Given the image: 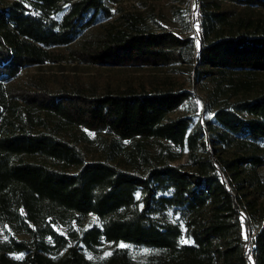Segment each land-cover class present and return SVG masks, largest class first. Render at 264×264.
<instances>
[{
	"label": "trees",
	"instance_id": "1",
	"mask_svg": "<svg viewBox=\"0 0 264 264\" xmlns=\"http://www.w3.org/2000/svg\"><path fill=\"white\" fill-rule=\"evenodd\" d=\"M149 1L0 0V264H264V0H195L197 40ZM56 64L112 83L28 74ZM162 72L207 80L211 120L170 119Z\"/></svg>",
	"mask_w": 264,
	"mask_h": 264
},
{
	"label": "rangeland",
	"instance_id": "2",
	"mask_svg": "<svg viewBox=\"0 0 264 264\" xmlns=\"http://www.w3.org/2000/svg\"><path fill=\"white\" fill-rule=\"evenodd\" d=\"M148 4L153 6L155 9V18L159 22L160 25L172 30L177 34H184L186 29V24L188 25L189 31L188 35L194 37V40H197V34L199 31L198 24V6L195 4V0H155L149 1ZM139 4L137 2H125L122 4L123 8L133 9L138 7ZM188 22V23H187ZM147 23L157 28L155 24H153L150 19H147ZM61 68H63L61 70ZM97 67L95 66H87L82 64H60V65H52V66H44L41 70L37 71L36 69H31L28 74L36 75L41 73H46L52 76H65L69 80L79 79L83 85L88 84H96L99 89H102L107 82H111L109 79L110 74L100 69L97 72ZM118 73L116 76V81L122 83L123 78L126 77L125 74ZM157 73L160 76H170L173 79H176L178 83L183 85V88L191 93L192 97L190 101H187L183 106H181L177 111L172 113L169 118L176 119L178 117L184 116H193L194 121L198 122L202 121H210L212 118V111H207L206 104L208 103L207 92L210 87L207 84V80L205 82L196 83L192 73H171V74H163ZM148 74V72H145ZM142 76L143 72H131L130 76ZM115 83V82H113ZM78 135L74 140L80 143V146L87 153V157L90 158L93 153H97L98 146L97 141L92 135H86L88 140H84V137L81 136V133L76 132ZM154 150V149H152ZM224 156H228L229 153L224 152ZM187 162V157L184 155L179 161L174 162V164H183ZM262 171L259 170V174ZM5 232L0 231V241L5 239ZM111 249H106L104 253L99 256H91L87 255L86 258L93 259L94 262H98L103 256L107 255ZM66 254L61 253L57 257L49 258L46 264H62V260L65 258ZM12 264H29L27 261V257L24 254H10L8 256ZM144 258L143 253L135 254L134 260L136 264H141Z\"/></svg>",
	"mask_w": 264,
	"mask_h": 264
}]
</instances>
